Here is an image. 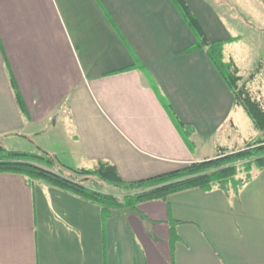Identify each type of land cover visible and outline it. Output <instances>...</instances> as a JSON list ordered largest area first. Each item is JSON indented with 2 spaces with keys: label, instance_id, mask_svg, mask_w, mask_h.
Returning a JSON list of instances; mask_svg holds the SVG:
<instances>
[{
  "label": "crops",
  "instance_id": "crops-1",
  "mask_svg": "<svg viewBox=\"0 0 264 264\" xmlns=\"http://www.w3.org/2000/svg\"><path fill=\"white\" fill-rule=\"evenodd\" d=\"M185 2L224 54L239 40L208 0ZM194 43L170 0H0V141L40 136L55 169L109 163L124 181L237 149L242 106ZM252 174L238 193L104 210L0 172V264H264V167Z\"/></svg>",
  "mask_w": 264,
  "mask_h": 264
},
{
  "label": "trees",
  "instance_id": "trees-1",
  "mask_svg": "<svg viewBox=\"0 0 264 264\" xmlns=\"http://www.w3.org/2000/svg\"><path fill=\"white\" fill-rule=\"evenodd\" d=\"M186 26L195 38V43L188 50L204 49L218 70L225 84L233 94L234 105H241L253 125L264 129V102L247 85L260 71L258 66L243 79L233 59L224 55V40H210L196 16L185 0H170ZM236 37H230L229 41ZM18 91L16 96L19 101ZM21 101V100H20ZM22 103V102H21ZM190 132L189 128H186ZM53 154L41 149V153L7 150L0 143V172H12L26 176L30 181L43 180L63 190L78 194L101 204L102 209H122L134 207L138 202L166 198L170 193L191 187L211 190L219 187L235 193L244 183L252 178L253 166L264 167V137H257L245 143L241 148L229 149L227 146H216L212 157L195 160L171 172L135 181H124L115 168L109 163H100L95 168H54ZM81 175V177H77ZM113 187L121 188L126 193L120 199L111 192L99 190L84 183L91 176Z\"/></svg>",
  "mask_w": 264,
  "mask_h": 264
},
{
  "label": "rangeland",
  "instance_id": "rangeland-1",
  "mask_svg": "<svg viewBox=\"0 0 264 264\" xmlns=\"http://www.w3.org/2000/svg\"><path fill=\"white\" fill-rule=\"evenodd\" d=\"M208 1L222 20L228 22L232 30L231 33L239 36V40L227 45L224 55L234 59L240 69L242 78L247 79L249 73L260 62V71L249 80H253L252 87L256 85L261 89V96L264 99V0ZM239 108L237 112L239 114L235 117L240 128L241 138L237 136L235 142H230L232 146L237 145L236 148L243 147L251 139L264 137V132L257 131L259 133H255L256 129L251 124V119L245 109L243 107ZM57 131H61V128H58ZM46 134L48 135L49 133ZM42 139L43 137L35 135L31 137L12 136L8 137L6 141H0V143L7 150L41 153L37 145L41 143ZM77 177H81V175ZM84 183L88 186L97 187L101 191L114 193L120 199L126 193L125 190L113 187L94 175L85 180Z\"/></svg>",
  "mask_w": 264,
  "mask_h": 264
}]
</instances>
